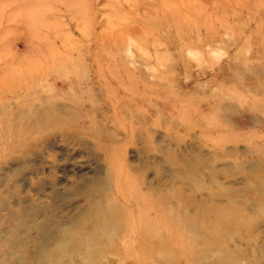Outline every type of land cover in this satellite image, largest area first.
<instances>
[{
    "label": "rangeland",
    "instance_id": "374dc122",
    "mask_svg": "<svg viewBox=\"0 0 264 264\" xmlns=\"http://www.w3.org/2000/svg\"><path fill=\"white\" fill-rule=\"evenodd\" d=\"M0 264H264V0H0Z\"/></svg>",
    "mask_w": 264,
    "mask_h": 264
},
{
    "label": "bare ground",
    "instance_id": "6f19581e",
    "mask_svg": "<svg viewBox=\"0 0 264 264\" xmlns=\"http://www.w3.org/2000/svg\"><path fill=\"white\" fill-rule=\"evenodd\" d=\"M173 158V157H172ZM194 159V158H193ZM180 161V160H179ZM185 161V160H184ZM181 162V161H180ZM200 162V161H199ZM186 163V162H185ZM185 163H183V164H185ZM197 164V163H196ZM179 169V168H178ZM197 170V169H196ZM176 172H178V171H176ZM179 174V173H178ZM119 175L120 174H118V177H119ZM175 175H177V173L175 174ZM127 176L128 175H126V178H127ZM181 177V176H180ZM128 178H130L129 176H128ZM256 178H258V177H256ZM131 179V178H130ZM255 179V178H254ZM103 180V179H102ZM189 180V179H188ZM187 180V181H188ZM104 181V180H103ZM132 181V180H131ZM117 182H119V181H117ZM134 182V181H133ZM193 182H194V178H193ZM127 183V182H126ZM140 183V182H139ZM138 183V184H139ZM188 182H186V184H187ZM128 184L130 185V183L128 182ZM190 184V183H189ZM119 185V183L117 184V186ZM136 185V184H135ZM188 185V184H187ZM93 186H95V184L93 185ZM128 186V185H127ZM137 186V185H136ZM170 186V185H169ZM132 187V186H131ZM172 187V186H171ZM205 187V186H204ZM119 188H120V186H119ZM130 188V187H129ZM133 188V187H132ZM137 189H138V186L136 187ZM136 188H134L133 189V192H135L136 191ZM201 188V187H200ZM203 188V187H202ZM120 190V189H119ZM138 190H140V189H138ZM182 190V189H181ZM131 191V193H133L132 192V190H129L128 192H130ZM153 191V190H152ZM169 191V190H168ZM120 192V191H119ZM125 192V191H124ZM167 192V191H166ZM172 192V191H171ZM121 193V192H120ZM126 193V192H125ZM142 193V192H141ZM141 193H139V194H141ZM152 193V192H151ZM154 193V192H153ZM159 193V192H158ZM117 194H118V192H117ZM127 194H129V193H127ZM143 194V193H142ZM174 194V193H173ZM93 195V194H92ZM125 195V194H124ZM155 195V194H154ZM91 196V195H90ZM141 196H144V194L143 195H141ZM160 196V195H159ZM125 197V196H124ZM155 197V196H154ZM169 197V196H168ZM210 197V196H209ZM93 198H94V196H93ZM93 198H91V199H93ZM99 198V197H98ZM127 198H128V196H127ZM132 198H133V195H132ZM153 198V197H152ZM160 198V197H159ZM172 198V197H171ZM170 197H169V199H171ZM189 198V197H188ZM124 199V198H123ZM129 199V198H128ZM144 199H148V198H145L144 197ZM173 199V198H172ZM192 199H194V198H192ZM131 200V199H130ZM130 200H129V203H130ZM133 200V199H132ZM153 200V199H152ZM173 200H175V199H173ZM210 200H212V199H210ZM99 201V200H98ZM143 201V200H142ZM149 201V200H148ZM127 202H128V200H127ZM132 202V201H131ZM167 202V201H166ZM154 203V202H153ZM178 203V202H177ZM132 204H134V203H131L130 205H132ZM165 204V203H164ZM179 204V203H178ZM197 204H198V202H197ZM149 205V204H148ZM156 205V204H155ZM181 205V204H180ZM99 206V205H98ZM136 206V205H135ZM152 206V208L151 207H149V210L150 211H153V212H149V214H147L145 217H144V219H145V222L143 223V225L145 224V223H150V224H154L155 223V220L157 221V223H163V222H167V220H168V216L166 215V211L165 212H163V211H159V210H156V208L153 206V205H151ZM157 206V205H156ZM159 206V205H158ZM157 206V207H158ZM168 206V205H167ZM170 206V205H169ZM103 207V206H102ZM124 207V206H123ZM144 207H146V205H144ZM135 208V207H134ZM136 208H137V206H136ZM160 208V207H159ZM117 209V208H116ZM122 209V208H121ZM162 209V208H161ZM199 209V208H198ZM99 210V209H98ZM165 210V209H164ZM100 211V210H99ZM108 211V210H107ZM117 211H119V210H117ZM144 211V210H143ZM101 212V211H100ZM111 212V211H110ZM113 212V211H112ZM111 212V213H112ZM121 213V212H120ZM123 213V212H122ZM144 213V212H143ZM142 213V214H143ZM152 213V214H151ZM169 212H167V214H168ZM117 214H118V212H117ZM124 214H126L125 213V211H124ZM204 214H205V212H204ZM102 215V214H101ZM109 215H110V213H109ZM123 215V214H122ZM139 215V214H138ZM173 215V214H172ZM189 215V214H188ZM217 215V214H216ZM102 216H105V215H102ZM114 216V215H113ZM140 216H141V214H140ZM139 216V217H140ZM178 216H180L179 214H178ZM193 216H195V215H193ZM202 216V215H201ZM99 217V216H98ZM118 217V216H117ZM196 217V216H195ZM95 218L97 219V217H96V215H95ZM106 218V217H105ZM110 217L108 216V218H106L107 220L109 219ZM116 218V217H115ZM138 218V217H137ZM174 218V217H173ZM172 218V219H173ZM176 218V217H175ZM175 218H174V220H175ZM95 219V221H97ZM120 219V218H119ZM122 219V218H121ZM177 219H179V218H177ZM195 219V218H194ZM100 220V219H99ZM98 220V221H99ZM115 220V219H114ZM139 220H141V219H139ZM173 220V221H174ZM97 221V222H98ZM144 221V220H143ZM180 221V220H179ZM178 221V222H179ZM134 222V221H133ZM169 222H170V220H169ZM181 222V221H180ZM179 222V223H180ZM96 223V222H95ZM106 223V222H105ZM73 224V223H72ZM109 224H110V222H109ZM116 224H118V223H116ZM137 224V223H136ZM168 224V223H167ZM170 224V223H169ZM68 225H71L70 223L68 224ZM104 225V224H103ZM139 225V224H138ZM181 225V224H180ZM179 225V226H180ZM185 226H186V224H184ZM105 226V225H104ZM151 226V225H150ZM132 227V226H131ZM135 227H137V226H135ZM140 227V226H139ZM152 227V226H151ZM150 227V228H151ZM165 228H167L166 226H164ZM133 228V227H132ZM141 228V227H140ZM105 229H106V226H105ZM178 229V228H177ZM186 230L187 229H189V227L187 226V228H185ZM133 230L134 229H132V232H133ZM180 230V229H179ZM99 231V230H98ZM175 231H176V229H175ZM181 231H183V230H181ZM99 232H102V231H99ZM123 233H124V231H122ZM136 232V231H135ZM113 233V232H112ZM184 233H185V231H184ZM71 234H73V233H71ZM70 234V235H71ZM138 234V233H137ZM139 234H144V235H142V236H145V235H148V232L147 231H145V230H139ZM149 235H150V233H149ZM180 235V234H179ZM73 236V235H72ZM103 236V235H102ZM105 237H106V235H104ZM108 236V235H107ZM105 237H103V238H105ZM109 237V236H108ZM116 237V236H115ZM146 237V236H145ZM172 237V236H171ZM174 237V236H173ZM232 237H234V236H232ZM102 238V237H101ZM102 238V239H103ZM100 239V238H99ZM99 239H97V240H99ZM129 239V238H128ZM172 239V238H171ZM224 239V238H223ZM127 240V239H126ZM173 240V239H172ZM110 241V240H109ZM108 241V242H109ZM92 242H94V241H92ZM95 242H97V241H95ZM110 242H112V241H110ZM89 243V242H88ZM87 243V244H88ZM100 243V242H99ZM96 244V243H95ZM135 244V243H134ZM113 245V244H112ZM205 245H206V243H205ZM123 247V246H122ZM121 247V248H122ZM140 247V246H139ZM132 248H133V246H132ZM138 248V247H137ZM180 248H182V247H180ZM94 249V248H93ZM135 249V248H134ZM132 251H134V250H132ZM68 254V253H67ZM136 254V253H135ZM119 256H122V255H119Z\"/></svg>",
    "mask_w": 264,
    "mask_h": 264
}]
</instances>
